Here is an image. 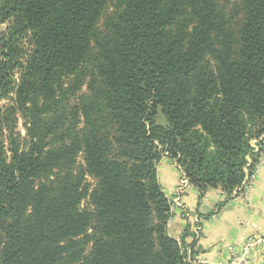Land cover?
I'll return each mask as SVG.
<instances>
[{
	"label": "trees",
	"instance_id": "obj_1",
	"mask_svg": "<svg viewBox=\"0 0 264 264\" xmlns=\"http://www.w3.org/2000/svg\"><path fill=\"white\" fill-rule=\"evenodd\" d=\"M227 1L0 0V264H191L162 154L230 196L264 151V0Z\"/></svg>",
	"mask_w": 264,
	"mask_h": 264
},
{
	"label": "crops",
	"instance_id": "obj_2",
	"mask_svg": "<svg viewBox=\"0 0 264 264\" xmlns=\"http://www.w3.org/2000/svg\"><path fill=\"white\" fill-rule=\"evenodd\" d=\"M253 171L250 188L236 195L227 196L219 188L200 191L189 185L183 189L184 210H174L168 235L180 244L191 264H226L227 247L239 249L250 235L264 237V151ZM157 180L172 201L178 182L173 160H160ZM249 264H264V243L252 253Z\"/></svg>",
	"mask_w": 264,
	"mask_h": 264
},
{
	"label": "built area",
	"instance_id": "obj_3",
	"mask_svg": "<svg viewBox=\"0 0 264 264\" xmlns=\"http://www.w3.org/2000/svg\"><path fill=\"white\" fill-rule=\"evenodd\" d=\"M254 152L258 151L257 147H253ZM250 160H248V165L250 164ZM257 164V163H256ZM256 164L253 167V170L256 168ZM178 170V182L176 187V193L171 201L170 213L173 214L175 209L180 211L184 210V206L181 202V196L183 193V189L189 186V183L185 177V174L182 172L180 168ZM245 179L242 182L241 188L234 192V195L237 193H243L248 190L253 183L254 180V171L249 173L247 168H244ZM170 222V220H169ZM168 222V224H169ZM264 243V237L260 238L258 236L250 235L246 238L243 245L239 249H234L233 247H227L228 251V260L226 264H249V259L252 253L256 250L259 245Z\"/></svg>",
	"mask_w": 264,
	"mask_h": 264
},
{
	"label": "rangeland",
	"instance_id": "obj_4",
	"mask_svg": "<svg viewBox=\"0 0 264 264\" xmlns=\"http://www.w3.org/2000/svg\"><path fill=\"white\" fill-rule=\"evenodd\" d=\"M239 0H228L226 3V13H228V14H230V9L232 8V6L235 4V3H237ZM115 2V0H109V3H108V6H107V9H106V11H105V13H109L111 10H112V5H113V3ZM105 13L104 14H102V17H101V19H100V21H99V23H98V26L97 27H101L102 26V23H103V21H104V19H105ZM6 28H7V23H5V24H0V35L1 34H3L4 32H5V30H6ZM91 51H93V49L91 50ZM91 64H89V63H87L86 64V66L85 67H83L82 68V70H81V74L78 76V78H77V83H76V92H75V98H79L80 96H82L83 94H85L86 93V84H87V82H88V80H89V73H90V70H91V66H90ZM7 104V102L6 101H0V107L1 106H4V105H6ZM159 121H160V123H164L165 121H164V118H163V116L162 115H160V118H159ZM23 119H22V117L21 116H19L18 117V124H17V129H18V132L20 133V135L23 137L24 136V129H23ZM80 128H81V126H80ZM259 142H261V143H263L264 142V136H261L259 139H255V140H252L251 142H250V145H251V147L253 148V147H259ZM168 158V159H171L168 155H167V153L166 152H164L163 154H162V158ZM161 158V159H162ZM172 160V159H171ZM174 161V163H175V165H176V168H179L178 167V165H177V162L175 161V160H173ZM159 164V163H158ZM158 166V165H157ZM157 166H156V173H157ZM76 167H82V168H84V162H83V158H82V154H79L78 156H77V159H76ZM87 183L91 186V188L93 189L95 186H96V184H97V182H96V180H94V179H92V178H89V177H87ZM159 184V183H158ZM160 186V185H159ZM160 190H161V188H160ZM162 191V190H161ZM236 191V190H235ZM234 191V192H235ZM233 192V193H234ZM168 201H169V203H170V208H171V201L168 199V198H166ZM81 208H84V209H87V210H89L90 212L93 210V208H92V206L90 205V202H89V200L88 199H85L84 201H82V203H81ZM90 232L91 231H88V233L87 234H89L90 235ZM91 246H92V244L90 243V244H88L86 247H85V254L86 255H88L89 254V252H90V250H91Z\"/></svg>",
	"mask_w": 264,
	"mask_h": 264
}]
</instances>
